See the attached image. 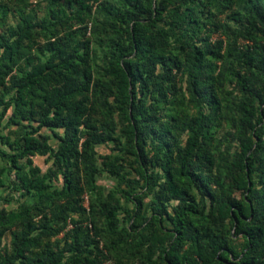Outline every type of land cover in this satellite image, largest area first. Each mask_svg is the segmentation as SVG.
Masks as SVG:
<instances>
[{"label": "trees", "instance_id": "16d2710c", "mask_svg": "<svg viewBox=\"0 0 264 264\" xmlns=\"http://www.w3.org/2000/svg\"><path fill=\"white\" fill-rule=\"evenodd\" d=\"M9 4L0 126L14 128L0 143L23 200L0 209V264L112 260L98 218L110 234L141 233L147 264H264V0H46L43 17L17 9L16 23ZM93 8L107 27L101 73ZM106 142L127 148L135 176L122 155H98ZM34 155L51 160L44 172ZM103 172L117 181L106 193Z\"/></svg>", "mask_w": 264, "mask_h": 264}, {"label": "rangeland", "instance_id": "374dc122", "mask_svg": "<svg viewBox=\"0 0 264 264\" xmlns=\"http://www.w3.org/2000/svg\"><path fill=\"white\" fill-rule=\"evenodd\" d=\"M110 1V0H109ZM11 4L9 6L14 9L11 17L10 22L16 23L19 21V14L16 11L17 9L23 12H30L33 14L37 19L44 16L46 12V0H10ZM88 23V31L87 35L90 37L92 41L93 53H94V70L97 73L104 72L102 71V66L104 65L105 61V41L104 38L107 32V27L103 24V16L102 14L95 8L92 11V19L87 21ZM93 22L96 23V27H94ZM75 28V26H74ZM99 36V38L97 37ZM37 37V34H35ZM215 37L217 35L215 34ZM38 39V38H37ZM42 42V40H41ZM183 86H185V79L182 82ZM112 99V96L110 97ZM10 128H14V126L4 127L2 124L0 126V130L3 134H7L10 132ZM41 131L52 134L47 128H42ZM61 132V130H60ZM124 140V137L122 138ZM51 146L56 148L58 139L51 135L49 140ZM96 150L98 155H103L105 153H118L122 155L126 160H128V166L126 170L129 173V176L133 177L136 175L135 171L133 170V166H135V161L133 156H131L126 147H119L115 146L113 142H106L103 144H99L96 146ZM12 152L11 150L7 149L5 145L0 143V178L2 182H0V209L5 208L7 210L16 209L18 204L23 200L21 195V189L15 183V171L9 168L7 163V158L3 155V152ZM34 164L38 165L41 168V171L44 172L47 167L50 165L51 160L46 159V156L34 155L31 157ZM25 159L21 160L24 162ZM235 183L237 185L236 190L234 191V196L241 200L243 196V182L240 177H234ZM97 184L101 187L103 193H106L110 189L117 187V181L115 177L108 175L107 173L103 172L96 179ZM124 186V185H122ZM120 194V193H118ZM87 196V195H86ZM150 199V196H147L143 199L144 203H147ZM123 207L120 209L119 218H120V226L124 227L129 225L128 219L126 217L127 210H131L133 208V204L130 201H126L124 198L121 199ZM172 202L171 204H173ZM88 208V203L85 206ZM208 207L205 212L208 211ZM126 213V214H125ZM102 220L98 218L96 224L98 227L101 228V235L99 237L100 243L107 244L108 250L112 256V261L114 264H147L146 256H145V249L143 246L138 245V241L140 239L141 233L136 232L134 228L131 229L129 234L126 236L124 234H110L102 225ZM165 226H169L167 220L163 222ZM70 225H68L69 227ZM15 229L8 230L4 237L2 238L1 245L5 248H10L12 241H13V232ZM62 233L57 236V238L61 237ZM234 245L237 249L241 248L243 240L237 235L234 236ZM161 249L156 248L152 254V258H158L161 254Z\"/></svg>", "mask_w": 264, "mask_h": 264}, {"label": "built area", "instance_id": "2783aa9c", "mask_svg": "<svg viewBox=\"0 0 264 264\" xmlns=\"http://www.w3.org/2000/svg\"><path fill=\"white\" fill-rule=\"evenodd\" d=\"M86 204H87V196L85 195L84 196V206H86ZM103 264H114V262L110 258H107L104 260Z\"/></svg>", "mask_w": 264, "mask_h": 264}]
</instances>
